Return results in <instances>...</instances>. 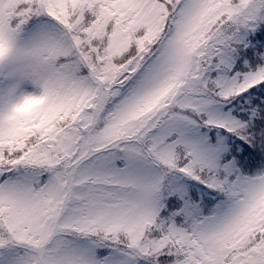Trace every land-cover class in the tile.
I'll list each match as a JSON object with an SVG mask.
<instances>
[{
    "label": "snow or ice",
    "instance_id": "1",
    "mask_svg": "<svg viewBox=\"0 0 264 264\" xmlns=\"http://www.w3.org/2000/svg\"><path fill=\"white\" fill-rule=\"evenodd\" d=\"M0 264H264V0H0Z\"/></svg>",
    "mask_w": 264,
    "mask_h": 264
}]
</instances>
